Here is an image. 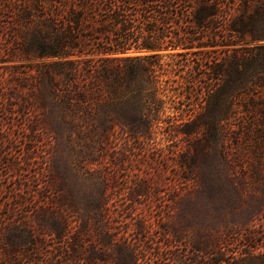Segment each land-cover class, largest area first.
Instances as JSON below:
<instances>
[{"label": "trees", "instance_id": "1", "mask_svg": "<svg viewBox=\"0 0 264 264\" xmlns=\"http://www.w3.org/2000/svg\"><path fill=\"white\" fill-rule=\"evenodd\" d=\"M165 66L184 73L176 117ZM9 103L23 130L10 143L19 176L0 175V264H169L135 216L139 183L115 215L126 169L105 162L119 135L138 142L161 123L186 138L179 163L201 225L228 247L244 238L199 264H264V0H0Z\"/></svg>", "mask_w": 264, "mask_h": 264}, {"label": "rangeland", "instance_id": "2", "mask_svg": "<svg viewBox=\"0 0 264 264\" xmlns=\"http://www.w3.org/2000/svg\"><path fill=\"white\" fill-rule=\"evenodd\" d=\"M218 20L219 25H221L223 23L222 18ZM201 36H204L210 46L216 42L211 32L202 33ZM168 53L172 52H162V54ZM130 54L143 53L130 52ZM170 61L171 58L168 56L162 60L164 64ZM165 68L167 71L163 79L169 80V84H165L167 90L164 96L168 102L166 117H176L178 113L173 109L174 105L180 106L181 102L187 104L185 98L187 94L180 95L178 94L179 91H176V88L184 83L180 77L184 73H180L175 68L167 66ZM172 101H175V104ZM192 104L193 107L197 108L198 99L193 97ZM11 108L13 109L10 103L6 104L5 107L0 104V175L2 178L12 175L11 178L15 179L20 172L18 170L20 164L15 161L19 154L17 151L19 147H12L10 143L11 140H19V137H22L23 128L19 121L20 114H12ZM178 124L180 122H177L176 125ZM166 126L165 123L159 124L150 138L138 142L125 140L123 136H118L115 142L118 159L114 160L111 156H107L105 160V162H109L111 168H114V164L120 161V165L125 164L126 169L122 173L124 175H120L118 178L120 185L116 188L117 196L113 200L115 215L123 214L126 216L129 213L131 209H128V206L132 203L130 191L133 190L129 186L133 187L135 183H139L138 189L142 190V195L137 197L134 194V197L138 199L134 205V208L137 209L135 216L144 218L146 224L150 226L151 236L161 241L159 243L162 245V251L170 258V260L165 261L166 263L175 264V260L178 259L186 264H199L204 255L209 261L214 258L213 252H215L217 243H221L225 251L230 247L242 246L240 245V242L244 241L242 235L232 243L233 245L228 247L231 242H225V240H223L224 242H214L213 236L206 230L207 223L201 225L203 219L193 210V203H195L194 183L185 181L179 163L181 158L178 152L187 149L186 138L181 133H177L180 131V128L177 127L170 135L165 131ZM173 151L176 153L173 154ZM135 175L139 176L137 181H133ZM124 179H126V184H123ZM9 180H7L8 183ZM3 189L5 192L8 191L7 184L4 185ZM185 210L190 213H184ZM128 222L131 221L128 220ZM258 223L264 228V218ZM134 228L132 226L130 229L133 230ZM165 234L169 240L165 239ZM195 248L200 249L201 252L195 251Z\"/></svg>", "mask_w": 264, "mask_h": 264}]
</instances>
